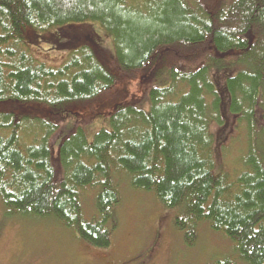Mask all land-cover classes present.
I'll list each match as a JSON object with an SVG mask.
<instances>
[{
  "label": "trees",
  "instance_id": "trees-1",
  "mask_svg": "<svg viewBox=\"0 0 264 264\" xmlns=\"http://www.w3.org/2000/svg\"><path fill=\"white\" fill-rule=\"evenodd\" d=\"M91 23L113 33L114 64L91 36L75 44ZM29 35L68 57L39 60ZM138 78L143 97L116 103L90 141L74 108ZM214 123L244 131L231 169ZM124 182L177 209L188 244L202 221L234 242L238 258L208 264H264V0H0L4 207L107 247Z\"/></svg>",
  "mask_w": 264,
  "mask_h": 264
},
{
  "label": "rangeland",
  "instance_id": "rangeland-1",
  "mask_svg": "<svg viewBox=\"0 0 264 264\" xmlns=\"http://www.w3.org/2000/svg\"><path fill=\"white\" fill-rule=\"evenodd\" d=\"M81 32L80 41L75 44L91 36L99 56L107 62L113 61V33L97 23L83 26ZM29 37L33 54L47 64L60 65L69 55V49L52 48V44H39L33 35ZM110 64L113 66L114 61ZM142 82L141 78L125 80L115 93L102 101L74 108L84 119L90 141L100 128H111L109 113L116 103L143 97ZM5 107L12 108V105L1 108ZM78 116L68 115L64 133L74 127ZM229 126L231 128L219 132L221 126L214 123L212 129L218 131L221 139L224 133L225 149L219 154L231 169L239 160L245 143L244 131L238 127L233 130V123ZM85 193L83 204L91 217L97 214L94 209L96 190L89 188ZM114 210L116 222L111 244L96 247L59 222L34 219L5 208L0 201V264H208L228 256L238 258L234 242L226 234L214 231L206 221L199 223L194 244H188L184 229L175 223L177 209L165 207L151 192L133 189L126 182Z\"/></svg>",
  "mask_w": 264,
  "mask_h": 264
}]
</instances>
